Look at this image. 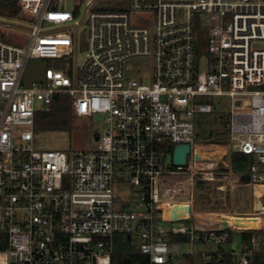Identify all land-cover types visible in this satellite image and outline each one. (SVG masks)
Returning a JSON list of instances; mask_svg holds the SVG:
<instances>
[{"label": "built area", "instance_id": "built-area-1", "mask_svg": "<svg viewBox=\"0 0 264 264\" xmlns=\"http://www.w3.org/2000/svg\"><path fill=\"white\" fill-rule=\"evenodd\" d=\"M68 2L19 0L31 20L30 42L0 38V264H112L116 235H137L128 253L147 255L150 264H182L187 255L253 264L264 254V226L201 227L192 222V202L199 182L222 190L249 174L260 205L254 217L264 215V0H130L110 11L85 0L84 60L74 72L48 68L44 82L25 86L30 59L73 56L82 22ZM137 57L151 59L150 71L129 75ZM60 93L71 97L74 116L101 113L109 122L96 133L97 149L39 143L36 101L49 111ZM214 96L230 98L228 149L251 157L246 172L225 160L207 167L197 151L195 116L213 113ZM179 144L191 151L176 166ZM117 176L139 188L136 201L116 205ZM230 229L252 232L246 249L229 243Z\"/></svg>", "mask_w": 264, "mask_h": 264}, {"label": "rangeland", "instance_id": "rangeland-1", "mask_svg": "<svg viewBox=\"0 0 264 264\" xmlns=\"http://www.w3.org/2000/svg\"><path fill=\"white\" fill-rule=\"evenodd\" d=\"M130 0H97L94 9L96 10H123L127 9ZM76 4V18L80 20L81 26L77 29L75 34V52L71 58L57 59V58H39L30 59L25 67L23 74V84L25 86H32L36 82H44L48 68H63L67 65L72 67V72L80 65L86 57L88 51V28L86 24V7L85 0H69L67 6L72 8ZM186 11L182 12L185 17ZM26 15L22 14L20 17H11L6 15L0 9V38L12 40L13 42L27 47L30 42V28L31 20L26 22ZM205 29H203L204 44H206ZM205 46V45H204ZM151 68V59L148 57L133 58L128 62L127 73L135 75L138 72H149ZM253 88H259L257 86ZM65 94V93H60ZM68 95V94H67ZM69 96V95H68ZM71 99V97L69 96ZM4 98L0 95V108L4 106ZM215 108L213 113H197L195 116L196 129L198 133V142L203 145L220 144L224 145L226 149L217 151L214 156L218 158L219 162L225 160L231 162L229 150L228 137V119L231 108L230 98L227 96H214L211 98ZM43 102L36 101L37 112H43ZM109 127V122L101 113H96L88 117L74 116L68 129L66 130H51L41 131L39 143L43 146L60 149L65 151H74L82 153L97 149L96 133L103 132ZM37 132V131H36ZM210 134V135H208ZM208 135V136H207ZM214 147V146H213ZM207 154H210V149H206ZM224 151L227 153L224 154ZM220 156V157H219ZM171 159V153L165 157V163ZM116 205L125 206L123 202H134L140 195V190L129 181H123L121 177L117 176L114 181ZM187 190V189H186ZM185 192V191H183ZM178 200H186L185 195H176ZM264 201V198H263ZM257 202L255 190L249 181H241L237 186H227L225 189H218L215 184L203 182V185L195 186L192 209L196 216L198 212H217L219 215L226 216H256L255 204ZM259 202H257V206ZM188 209H186L187 211ZM260 216V215H259ZM264 218V215H261ZM198 224L197 216L193 217ZM183 222H176L173 226H178ZM263 235V233H262ZM240 231H235L236 243L241 247ZM141 240L137 235L133 239H123V235H116L115 250L117 252H130L133 245ZM214 244H197L196 250H210L215 249ZM182 264H213L207 260L201 259L199 255H187L181 261Z\"/></svg>", "mask_w": 264, "mask_h": 264}, {"label": "trees", "instance_id": "trees-1", "mask_svg": "<svg viewBox=\"0 0 264 264\" xmlns=\"http://www.w3.org/2000/svg\"><path fill=\"white\" fill-rule=\"evenodd\" d=\"M18 1L19 0H0V9L8 16L20 17L22 12L20 6L18 5ZM73 118L74 114L71 99L67 94H57L49 111L36 112L35 131L66 130L69 128ZM169 149L172 150L173 145H170ZM230 158L233 169L238 172H246L249 164L251 163V157L241 152H231ZM199 185H203V182H199ZM261 193L264 197V189ZM228 234V241L230 243L235 239V231L230 229L228 230ZM240 235L241 246L246 249L249 245L252 232L241 231ZM181 239H186V237L183 235H174V240ZM112 264H150V259L149 256L144 254H131L121 251L113 254ZM220 264L233 263L231 257L229 255H225ZM253 264H264V254L257 253L254 257Z\"/></svg>", "mask_w": 264, "mask_h": 264}, {"label": "bare ground", "instance_id": "bare-ground-1", "mask_svg": "<svg viewBox=\"0 0 264 264\" xmlns=\"http://www.w3.org/2000/svg\"><path fill=\"white\" fill-rule=\"evenodd\" d=\"M214 146V147H213ZM206 149H210V154H207ZM225 150L226 147L220 144L213 145H197V151L203 159V164L207 167L214 166L219 163L217 157L214 156V153L220 150ZM220 157V156H219ZM259 205V203H258ZM260 206V205H259ZM198 219V225L203 227H213V226H231L237 229H247L253 227H263L264 226V218L263 217H254V216H226L223 217L219 215L217 212H198L196 213Z\"/></svg>", "mask_w": 264, "mask_h": 264}, {"label": "water", "instance_id": "water-1", "mask_svg": "<svg viewBox=\"0 0 264 264\" xmlns=\"http://www.w3.org/2000/svg\"><path fill=\"white\" fill-rule=\"evenodd\" d=\"M97 138V136H96ZM191 151L190 144H179L174 147L173 150V163L174 165H185L187 163V156ZM242 179L245 181L250 180L249 174L242 175ZM218 226V225H217ZM219 227H227V226H219Z\"/></svg>", "mask_w": 264, "mask_h": 264}, {"label": "crops", "instance_id": "crops-1", "mask_svg": "<svg viewBox=\"0 0 264 264\" xmlns=\"http://www.w3.org/2000/svg\"><path fill=\"white\" fill-rule=\"evenodd\" d=\"M227 153L226 151H224V154ZM236 240V239H235Z\"/></svg>", "mask_w": 264, "mask_h": 264}]
</instances>
